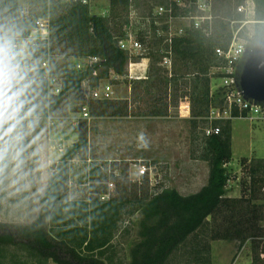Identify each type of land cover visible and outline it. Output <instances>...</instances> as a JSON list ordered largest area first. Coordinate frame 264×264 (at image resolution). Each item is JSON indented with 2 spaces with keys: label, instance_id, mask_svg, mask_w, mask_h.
<instances>
[{
  "label": "rangeland",
  "instance_id": "1",
  "mask_svg": "<svg viewBox=\"0 0 264 264\" xmlns=\"http://www.w3.org/2000/svg\"><path fill=\"white\" fill-rule=\"evenodd\" d=\"M17 1L16 17H12L6 8L0 10V40L4 36L5 40H14L17 37V26L22 23L32 26L38 17L43 16L50 3V0ZM161 1L164 0H133V3L141 15H146L153 4ZM90 3L92 13L109 15L110 0H90ZM229 8L228 0H215V15L218 12L225 15ZM257 25H250V30L254 32ZM152 47L163 50L165 45L156 42ZM10 52L13 54L11 49ZM155 57L149 59L148 72L153 74L161 68L163 72L160 73L166 75L164 67L156 63ZM41 59H11L12 67L20 66L22 72L20 75L15 74L12 80L8 95L13 92L20 94L8 112L11 113L17 105L20 107L14 113V118L0 127V221L28 224L36 219L41 209L39 195L45 191L50 174L64 151L79 138L80 130L85 128L89 139L88 158L72 161L64 191L69 198L87 199L95 196L101 200L108 199H102V193L90 192L88 164L91 161L101 165V178L103 184L107 185L110 197L123 196L134 201L135 198L151 195L164 187H175L182 194L202 188L208 180L206 171L209 164L198 157L203 150L206 122L197 118L196 123H192V111L189 117H183L185 109L194 104L189 93L191 75H186V69L180 62L176 64L178 76H183L179 83L180 89L173 88L168 94L159 96L155 89L150 94L144 90L143 85L135 84L129 100L126 98L129 91L124 84L125 75L117 77V74L111 72L109 78H101L93 84L85 80L78 90L70 91L52 106L56 95L49 93L42 78L39 69ZM49 61L53 74L58 77H62L61 71L65 64L75 70L85 69L91 64L90 58L60 55L50 57ZM128 66L129 63L125 67L126 73ZM216 80V77L212 78L214 89ZM107 83L114 88V97L107 100V110L120 107L127 113L93 114L102 100L94 97L92 92ZM169 98L172 106L163 112V102ZM84 106L88 107V117L83 115ZM157 110L164 113L162 117H157L160 129L154 121ZM129 115L131 117H127ZM10 127L12 131L8 132ZM140 132L145 133V141L138 139ZM145 142L148 143L147 148H143ZM34 150L38 152L39 160L35 168H31ZM232 152V159L227 164L226 196L237 201L225 204L228 206L211 216L207 226L174 253L170 264H186L193 257L189 253L195 246L193 243L199 241L203 244L200 247L205 245L210 248L212 264H253L254 258L264 261V180H261L262 176L258 173L256 184H253L250 173L252 164L264 158V123L252 122L245 117L233 118ZM139 164L147 165L152 171L141 176ZM109 182L113 185L109 186ZM252 189H255L253 197ZM140 217V213L135 212L121 221L116 233V244L112 245H116L117 249L116 264L128 262L130 248L138 240ZM127 231L129 237L125 245L120 247V240ZM112 246L108 251L113 255ZM10 254L13 253L10 251ZM18 254L16 260H26L25 254ZM47 264L57 263L48 261Z\"/></svg>",
  "mask_w": 264,
  "mask_h": 264
},
{
  "label": "trees",
  "instance_id": "2",
  "mask_svg": "<svg viewBox=\"0 0 264 264\" xmlns=\"http://www.w3.org/2000/svg\"><path fill=\"white\" fill-rule=\"evenodd\" d=\"M132 1L110 0L109 15H103L92 13L90 4L82 0H50L43 14L50 19V41L47 43L40 40L32 46L31 57L43 58L49 53L52 57H100L99 61L82 70H75L69 64L63 66L62 90L55 96L52 106L70 91L78 90L85 80L93 84L101 78H109L111 72L125 75L126 65L131 60L138 61L142 57L130 55L118 45V40L124 35V27L128 23ZM256 1L257 17L264 20V0ZM164 2L166 1L160 3ZM17 4V0H0V10L6 8L12 17H16ZM229 7L225 15L218 12V18L213 20L212 24L205 25L209 33L202 29L190 28L184 35L173 39L172 76L168 75L165 68L167 74L162 75L160 72L163 70L158 68L154 72L155 75L150 72L146 80L136 81L144 86L146 92L152 94L155 89L160 96L163 93L168 94L173 88L180 89L179 83L183 76H178L176 64L180 62L186 69V75H191L189 93L194 105L191 106L190 120L196 123L195 119L199 118L202 119L200 121L206 122L203 150L198 158L209 164L207 183L199 191L187 195L175 187H164L151 195L135 198L134 201L123 196H111L107 200L95 196L87 199L69 198L64 191L69 181L72 161L76 158H88V133L86 128L81 129L79 138L64 151L48 178L45 191L39 195L41 209L36 219L28 224L0 221V264H9V261L10 264H32L34 261L38 264H47L48 261L57 264H116L108 250L113 245L112 240L120 229L121 221L135 212L141 215L138 240L131 246L130 259L125 264H170L174 253L186 246L189 239L199 230H203L211 216L228 206L225 204L237 201L226 196L227 164L233 155V119H207L211 107L224 105L223 88L212 89V78L216 75L212 74L211 70L221 63L215 53L216 46H225L231 37L230 19H233L235 12L230 2ZM257 26L252 42L255 39H264V25ZM31 27L30 24L22 23L16 28V36L26 35ZM10 42L1 39L0 45L9 51ZM156 42L163 44V38L152 40L146 53L150 59L156 56V63H160L161 50L152 47ZM9 55L12 56L11 52ZM107 107V100H102L100 107L93 111V114L127 113L120 107L110 111ZM157 111L163 113L162 110ZM234 114L237 117V111H234ZM208 127H219L220 131L207 135L205 129ZM38 160L39 154L34 150L31 168H35ZM101 173L100 165L93 162L89 164L91 193L107 192V185L103 184ZM250 173L253 184H256L258 173L262 176L261 180H264V158L257 159L252 164ZM255 189H252V197ZM193 244L195 246L191 248L192 252H189L193 257L186 261V264H212L210 248L205 245L200 247V244L203 245L201 241ZM10 251L13 254H10ZM19 252L25 254L26 260H16ZM253 264H264V261L254 258Z\"/></svg>",
  "mask_w": 264,
  "mask_h": 264
},
{
  "label": "built area",
  "instance_id": "3",
  "mask_svg": "<svg viewBox=\"0 0 264 264\" xmlns=\"http://www.w3.org/2000/svg\"><path fill=\"white\" fill-rule=\"evenodd\" d=\"M165 1L164 3L153 4L146 15H141L132 1L129 7L128 23L124 27V35L118 40V45L130 55H142L140 60H131L129 65L137 66L139 70L144 68L143 70L147 72L149 63H144V60L150 59L146 53L149 48L148 45L152 40L157 41L163 38L165 47L161 50L162 59L160 64L168 70V75L172 76L174 62L173 39L184 35L190 28L202 29L209 33L205 25L207 23L212 24L217 15H215V0ZM228 1L232 4L235 12L233 19H230L231 37L225 46H216L215 53L221 59V63L211 70V73L216 75V88H223L224 105L211 107L208 119H233L236 118L234 111H237V117H245L252 122L264 123V102L245 98L239 86L240 67L246 49L252 43L254 34L249 26L264 23V20L257 17L258 4L256 0ZM82 2L91 4L90 0H82ZM40 40L47 43L50 41V19L46 16L38 17L26 35L17 36L10 42L9 46L13 52L11 57H18L19 59L32 58L30 49ZM50 57L52 56L49 53L47 57L39 61V69L42 72V78L47 84L49 93L58 95L62 90L63 79L53 74L49 61ZM99 60L100 57H90L91 64ZM13 68L16 75L21 74L22 68L20 66H13ZM212 89L214 90L213 86ZM92 93L98 99L108 100L114 97V88L110 83L101 84ZM83 115L85 117L89 116L87 106L83 107ZM219 131V127L205 129L207 135L219 133ZM138 167L141 176L152 171V168L145 164H139ZM108 184L109 186L113 185L112 182ZM100 197L102 199L109 198L110 192H104Z\"/></svg>",
  "mask_w": 264,
  "mask_h": 264
},
{
  "label": "water",
  "instance_id": "4",
  "mask_svg": "<svg viewBox=\"0 0 264 264\" xmlns=\"http://www.w3.org/2000/svg\"><path fill=\"white\" fill-rule=\"evenodd\" d=\"M239 86L247 99L264 102V39L246 49L239 71Z\"/></svg>",
  "mask_w": 264,
  "mask_h": 264
},
{
  "label": "clouds",
  "instance_id": "5",
  "mask_svg": "<svg viewBox=\"0 0 264 264\" xmlns=\"http://www.w3.org/2000/svg\"><path fill=\"white\" fill-rule=\"evenodd\" d=\"M12 57L9 55L8 49L0 45V127H2L9 119L14 118V113L18 111L20 105L12 108V112L9 113L8 109L12 106L15 98L20 94L19 92H13L12 95H8L12 88V80L15 76V70L11 66L10 61ZM23 77H21L22 79ZM12 127H15L13 125ZM10 127L7 131H12ZM7 133H5L6 135ZM145 133L140 132L138 139L145 141ZM148 143L143 144V148H147ZM2 158V157H0Z\"/></svg>",
  "mask_w": 264,
  "mask_h": 264
},
{
  "label": "crops",
  "instance_id": "6",
  "mask_svg": "<svg viewBox=\"0 0 264 264\" xmlns=\"http://www.w3.org/2000/svg\"><path fill=\"white\" fill-rule=\"evenodd\" d=\"M44 17V16H43ZM5 37V36H4ZM140 60V59H139ZM149 63V60H147V59H145L144 60V63ZM144 69V68H143ZM143 69H141V70H139L138 68H137V66H128V73H126L125 74V78H126V82L124 83L126 86H127V90L129 91V93H128V95L129 96H127L126 98H128L129 100L131 99V96H132V94H133V87H134V85L135 84H138V83H136V81H143V80H146L147 78H148V75H149V69H148V71L146 72V71H144ZM118 76H120V75H117V77ZM134 82H135V84H134ZM186 98H188L187 96H186ZM172 106V103H171V101H170V98H169V100L168 101H165L164 100V102H163V112H167V110L168 109H170V107ZM190 107V109L188 110L187 108L185 109V113L186 114H183V117H189L190 116V113H191V106H189ZM154 114H156V118H154L155 120L154 121H156V123H158L157 125H158V129H160V126H159V122H160V120L157 118V117H162L161 115H163L164 113H160V112H158V111H156ZM127 117H131V115H129V116H127ZM164 117H166V116H164ZM168 118H170V116H167ZM159 136H161V134H159ZM75 142V141H74ZM113 159H117V158H112V160ZM89 160H91V158H89ZM93 161H91L90 163H92ZM89 163V164H90ZM93 163H95V162H93ZM89 164H88V166H89ZM95 164H97V163H95ZM98 165H100V164H98ZM100 168H101V165H100ZM102 171V170H101ZM117 173V172H116ZM208 174H209V168H208V170L206 171V175L208 176ZM208 181V180H207ZM207 181L202 185V187L207 183ZM201 189V187L199 188V189H195L194 191H190L189 193H184V195H187V194H190V193H195V192H197V191H199ZM110 190V189H109ZM116 237H117V235H115L114 236V238H113V240H112V243H115V239H116ZM129 237V232L127 231V232H125V234H124V237L123 238H121V240H120V244H121V246L120 247H122V246H124L125 245V242H126V240H127V238ZM116 244V243H115ZM116 245H114L113 246V249H112V252H113V257H114V259H115V261H116V258H115V256H116V254H115V252H116ZM117 255H118V253H117ZM119 259V258H118ZM130 259V258H129ZM128 259V260H129ZM127 260V261H128Z\"/></svg>",
  "mask_w": 264,
  "mask_h": 264
}]
</instances>
